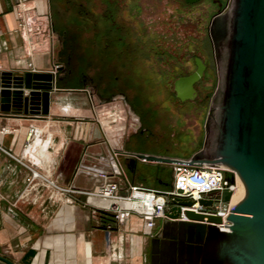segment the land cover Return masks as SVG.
Here are the masks:
<instances>
[{"label": "crops", "instance_id": "obj_1", "mask_svg": "<svg viewBox=\"0 0 264 264\" xmlns=\"http://www.w3.org/2000/svg\"><path fill=\"white\" fill-rule=\"evenodd\" d=\"M51 5L52 0H0V71L55 75L47 117L0 108V255L16 264H161L168 244L174 240L173 227L168 226L170 236H164V221L159 222L150 235L144 230V221L134 215L128 224L112 223L110 241L104 225L84 210V196L64 191L68 187L93 189L95 178L79 168L82 161L101 163V155L119 159L129 182L153 189L156 186L140 178L138 164L148 161L137 157L140 150L128 147L139 127L127 129L122 111L101 109L97 106L99 96L87 95L84 88L65 83L68 66L60 58L51 31L45 32L50 27L54 35L57 33ZM35 8L42 19L40 24L33 16ZM36 25L43 27L38 36L32 32ZM131 114L138 118L136 111ZM123 158L130 161L132 178L124 169ZM151 164L159 168L165 163ZM31 171L36 179L56 180L59 193L64 191L63 198L55 194L60 200H49L51 190L45 187L25 191ZM0 264L6 263L0 260Z\"/></svg>", "mask_w": 264, "mask_h": 264}, {"label": "rangeland", "instance_id": "obj_2", "mask_svg": "<svg viewBox=\"0 0 264 264\" xmlns=\"http://www.w3.org/2000/svg\"><path fill=\"white\" fill-rule=\"evenodd\" d=\"M231 5L232 0H222L221 4L215 0L195 3L186 0H52L51 18L57 33L54 35L50 27L44 28L46 34L51 31L60 58L68 66L65 83L71 88H84L87 95L99 96L101 101L97 106L101 109L122 111L127 129L139 127L129 140L130 149L140 150L137 154L155 152L156 156L190 159L204 147L211 116L209 109L219 84L220 70L210 23L214 15ZM33 16L36 24H40L38 11ZM32 32L38 36L43 27L36 25ZM197 59L204 64L205 74L196 86L194 84L196 99L181 101L174 93V83L183 75L197 71ZM131 111H136L138 118ZM99 164L82 161L81 166ZM166 165L170 164L154 168L151 161H140V178L158 190L169 191L173 187L174 171ZM123 166L132 178L134 171L129 159L123 158ZM43 178L36 179V173L31 171L25 191L50 188L48 199L51 201L63 198L64 191L83 195L84 210H89L93 219L104 225L109 240L112 223L128 224L131 216L139 215L130 212L125 203L123 207L129 214L125 213L124 220L119 221L118 211L104 208L114 206L110 201L96 204L94 197L85 193L87 190L80 193L74 187H64L60 194L56 180ZM118 181L122 187L120 196L129 197V190L123 188L124 182Z\"/></svg>", "mask_w": 264, "mask_h": 264}, {"label": "water", "instance_id": "obj_3", "mask_svg": "<svg viewBox=\"0 0 264 264\" xmlns=\"http://www.w3.org/2000/svg\"><path fill=\"white\" fill-rule=\"evenodd\" d=\"M209 30L220 70L219 84L209 109L204 147L189 162L229 167L243 182L245 195L228 217L230 231L209 224L221 222V217L188 209L184 213L191 220L162 223L164 236H170L167 227H173L174 240L161 264H194L192 260H200L198 264H264V0H232L229 9L213 16ZM197 64V71L175 81L176 95L182 101L197 96L194 84L205 69L200 59ZM54 80L52 72L0 71V108L48 115ZM137 157L160 163L177 160L144 154ZM230 196L224 191L222 199L228 201ZM191 203L178 201L170 215L177 217L179 205ZM203 203L211 205L212 201ZM0 260L16 264L2 255Z\"/></svg>", "mask_w": 264, "mask_h": 264}, {"label": "built area", "instance_id": "obj_4", "mask_svg": "<svg viewBox=\"0 0 264 264\" xmlns=\"http://www.w3.org/2000/svg\"><path fill=\"white\" fill-rule=\"evenodd\" d=\"M101 160V163L95 167L82 165L79 168V170L87 172L95 178L93 189L87 190L85 193L89 196L92 193L100 197L110 198L114 201L130 200L133 198L134 189L144 191L146 193L145 207L147 209L143 213L145 222L144 230L150 235H153L154 230L157 229L158 223L163 222L164 219L191 220L188 216L185 217L186 214L184 210L186 209L205 215L219 216L222 219L221 222H209V224L215 225L221 231H230L231 222L228 220V217L232 209L244 197L234 202V193L239 188V185L244 184L234 170L230 169V171H228L227 168L219 164L213 165L207 162L190 163V159H177L172 161L168 164L172 166L174 171L173 187L169 191H163L132 185L125 176L119 160L116 159L119 168L115 166V159L112 160L107 157H101ZM229 172L232 173V176H228ZM231 178L233 179L232 181L230 180ZM118 179L124 182L123 188L129 190V197L120 196L122 187ZM77 191L80 193L83 192L82 189H78ZM224 191H229L231 193L228 201L222 199ZM180 200L191 201L192 203L190 205H179L182 210L181 214L177 217H172L170 215L173 213L171 209L178 205V201ZM203 201H212V204L206 205ZM113 207H115V205ZM113 207L104 208L118 211L120 214L118 219L119 221H123L124 214L120 213L117 209H113ZM205 221L208 222L207 217Z\"/></svg>", "mask_w": 264, "mask_h": 264}, {"label": "bare ground", "instance_id": "obj_5", "mask_svg": "<svg viewBox=\"0 0 264 264\" xmlns=\"http://www.w3.org/2000/svg\"><path fill=\"white\" fill-rule=\"evenodd\" d=\"M59 66H57V68H58ZM0 69H1V67H0ZM50 113V112H49ZM49 113H48V115H49ZM48 115H46V116H44V117H47ZM108 140V139H107ZM109 159H115V166H116V168H119V165L117 164V161H116V157L114 156V155H108L107 156ZM119 157V156H118ZM111 160V161H112ZM118 160V159H117ZM146 161H148V160H146ZM113 162V161H112ZM121 165V164H120ZM222 167H224V168H227L228 169V171H230V168L229 167H227V166H225V165H221ZM122 167V166H121ZM122 169H123V167H122ZM228 176H232V173L231 172H229L228 173ZM231 181L233 180L232 178L230 179ZM98 191V190H97ZM137 193H138V195H137ZM146 193L145 192H141V193H139V190L138 189H134V192H133V198H131L130 200H112V199H110V198H106V197H100V196H97V195H94V194H90L92 197H94V201L96 202V204L97 203H99L100 205L101 204H104V203H106V200H108V201H110L111 203H113L114 205H115V208H118V210L120 211V213H123L124 214V218H125V213H127L126 212V210L124 209V204L126 203V204H128V210L130 211V212H137L139 215H138V217H139V219H141L142 221H144V219H143V213H144V211L145 210H147L146 209V207H145V202H146V199H145V195ZM244 194H245V189H244V185H239V188L236 190V192L234 193V197H233V200H234V202L235 201H238V200H240L243 196H244ZM96 198H98V199H96ZM105 206V205H104ZM108 206V205H107ZM149 210V209H148ZM182 211V210H181ZM194 212V211H193ZM196 213V212H195ZM127 214H129V213H127ZM185 217H187V215L185 216ZM186 219V218H185ZM167 220H170V219H164L163 221L165 222V221H167ZM181 220V219H180ZM182 220H184V219H182ZM188 220V219H187ZM145 225V224H144Z\"/></svg>", "mask_w": 264, "mask_h": 264}, {"label": "flooded vegetation", "instance_id": "obj_6", "mask_svg": "<svg viewBox=\"0 0 264 264\" xmlns=\"http://www.w3.org/2000/svg\"><path fill=\"white\" fill-rule=\"evenodd\" d=\"M215 1H216V0H215ZM217 2L221 3L222 0H219V1H217ZM191 74H192V73H191ZM204 74H205V71H204ZM204 74H203V76H204ZM188 75H190V74L183 75V76L186 77V76H188ZM203 76H202V77H203ZM202 77H201V78H202ZM195 86H196V84H195ZM187 101H194V100L188 99ZM198 151H199V150H198ZM191 262L195 264V263H196V260H195V261L192 260ZM198 263H200V260H198L196 264H198Z\"/></svg>", "mask_w": 264, "mask_h": 264}]
</instances>
